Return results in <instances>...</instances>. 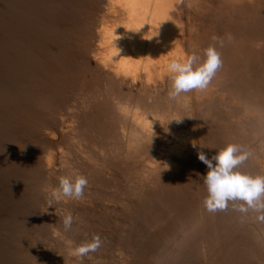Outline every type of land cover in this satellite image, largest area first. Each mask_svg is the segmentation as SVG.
<instances>
[{"label": "bare ground", "instance_id": "bare-ground-1", "mask_svg": "<svg viewBox=\"0 0 264 264\" xmlns=\"http://www.w3.org/2000/svg\"><path fill=\"white\" fill-rule=\"evenodd\" d=\"M85 1L92 2L100 16L90 25L89 34L80 32L88 17L84 11H91ZM96 2L100 4L98 0H0V56L27 37L36 40L30 56L19 57L18 63L10 61L7 66L15 71L9 75L14 82L21 77L16 75V67L27 66L26 74L30 76L22 83V87L24 83L28 86L24 90L31 96L29 105L22 109L28 116L20 121L37 128L39 115L34 106L48 104L56 111L55 99L60 98L70 106L72 116L69 128H60L63 136H72L66 151H62L71 161L61 159V167L68 170L75 159L85 155L89 147L91 150L90 145L95 143L86 142L82 148L80 142L100 130L108 141L90 151L86 165L89 161L117 159L123 164V175L136 172L143 184L149 182L147 200L153 205L152 211L145 227L124 231L111 247L110 254L116 253L118 261L139 264L143 254L155 259V264H264V223L256 219V213L245 216L233 211L231 205L226 211L207 212L203 206L207 196L203 176L208 168L198 159L200 152L210 159L229 141L238 140L253 153L240 171L264 176V0H113L114 13L110 17L100 13L101 6ZM72 11L77 16L71 17ZM213 36L223 40V47L213 41ZM213 44L222 54L223 67L209 86L170 99L169 62H182L193 53L202 57L203 50ZM60 49L65 51L56 54L54 50ZM70 57H75L72 62ZM2 60L0 57V63ZM47 61L49 66L42 77L40 66L44 68ZM59 66L67 79L57 72ZM4 73L0 65V78ZM11 79L2 83L0 101L17 100L16 91L9 90ZM36 79L41 80L38 87ZM33 86L37 91L32 97ZM57 86L60 92L54 97L42 93ZM72 88L76 89L74 93ZM30 107L34 110L29 111ZM11 144L13 151L16 145ZM22 147L5 159L9 172L4 179L24 193L28 208H23L24 215L16 211V217L27 221L28 215L48 212L43 206L51 197V183H56L50 169L56 158L48 151L50 155L41 151L46 156L37 158L26 154ZM75 165L72 171L78 169ZM91 172L98 181L101 179L100 168L93 166ZM39 219L33 217L38 224ZM26 230L27 234L19 235L22 231L15 229L10 242L2 241L9 250L0 256L2 264H33L44 258L38 246L47 230L40 229L37 234ZM136 232L137 238L133 236ZM141 238L143 241L138 242ZM159 240L164 242L161 247L156 245ZM78 245L76 241L71 248Z\"/></svg>", "mask_w": 264, "mask_h": 264}, {"label": "rangeland", "instance_id": "rangeland-1", "mask_svg": "<svg viewBox=\"0 0 264 264\" xmlns=\"http://www.w3.org/2000/svg\"><path fill=\"white\" fill-rule=\"evenodd\" d=\"M75 1L76 0H72V2H75ZM85 2H87V1H85ZM98 2H100V4L96 2V5L99 4L101 6V10L100 9L99 10H100V13L101 12H102V14L104 13L103 16L110 17V14L114 13V5L112 4L113 0H100V1L98 0ZM91 3L92 2H90V1H88L86 3V6L88 7V9L91 8V11L88 10V13H87V10L84 11L85 15L88 14V17H86L87 22L85 23V25L82 28L83 31H80L83 34L84 33L89 34L90 25L92 24L93 21L95 22L96 19L98 17H100V16L96 15L97 11L93 10L95 8H94V5H92ZM103 7L104 8L106 7V8L104 9ZM93 11H94V13H93ZM72 12H74V11H72ZM72 12L70 13L71 17H72V14H73V16H77L76 12H74V13H72ZM89 12H90V14H89ZM1 18L2 17H0V19ZM75 34L79 35V31H76ZM91 38H95V37H91ZM1 40H2V36H0V41ZM32 42L33 43L36 42L35 38L34 37H32V38L27 37V38L23 39V41L14 50H8V52H5L4 57L2 55L0 56L4 59V60H2L0 65H2L3 71L7 73V74L4 73V77L0 78V84H1L0 88L2 86V83H4L5 81H7V83H8V81L11 79V76H9V75H11L12 73L13 74L15 73V71L12 72V70L7 68V66L9 67L11 65V63H13V62L18 63L19 59H21L22 57L30 56L31 54H29V53H30V49H31L32 44H33ZM74 47H76V45H74ZM17 49H19L20 52H19V50L16 51ZM54 51L56 52V54L57 53L62 54V51H65V50H61L60 52L58 50H54ZM0 53H2V52H0ZM19 53H20V55H19ZM64 54H65V52H64ZM76 54H78V53H74L73 55H76ZM44 55H45V53H44ZM19 57H21V58H19ZM74 58L75 57H70L69 61L72 62L74 60ZM10 61H11V63H9ZM64 63H65V61H64ZM46 65L49 66L48 61H47V64H45L44 68L40 66V68L43 72L42 77L46 75V69H47ZM26 69H27V66H25V67L22 66L21 68L16 67V75L21 76V77H18L15 82L11 79L13 86H10L12 89H9V90L16 91V98L19 101H17L15 98H8L7 100L0 101V115H3V116H0V129H1L0 130V157H2V158H0V166H1L0 167V179L3 177L0 180V183H1V185H0V189H1L0 190V204H1L0 205V207H1V210H0V213H1L0 214V219H1L0 220V229L1 228L4 229V230H0V234H1L0 236H3L4 238L6 237L5 239L0 237V241H1L0 243H2V244H0V248H1L0 249V256L2 255L3 252L4 253L9 252V250H7L8 246L3 247L4 244L2 241L10 242L11 236L13 235L12 231L14 232L15 229L20 230V232L22 231L21 234L19 233V235L27 234L26 229H28L31 232L34 231L36 234L39 232L40 229H41L40 232L43 229L44 230L46 229L47 232L42 233V236H41L42 241H41L40 245L38 246V248H40V250L43 252V254H45V256H44V258H38V260H35V262L33 264H80V261L76 257H74L73 255H71L70 249L73 245L76 244V241L79 242L80 244L82 242L90 241V238H92L93 235H99L100 237H102L101 238L102 242H103L102 246L98 249L97 252L92 253L88 257H86L83 260V264H124L125 262L122 263V260H120V259H119L120 261L117 260V254L116 253L110 254V249L112 246H115L117 239L119 237H121L122 234H124V231L129 230V229L136 227V226H138L140 230H141V226L145 227V225H146L145 219L148 218V214L151 213V211H152L151 208L153 206V205H151V201L147 200V197H148L147 195H149L147 193L148 187H149V182L143 184V182H142L143 178H141V176H140L141 174H139L140 177H137L136 172L131 173V174L129 173L128 175H123V173H122V171H124L123 170V164L121 163L120 160L118 161L117 159L116 160H114V159H109V160L101 159L98 161H89V164L86 165V160L87 159L90 160L88 155H90L92 151L98 150V147L101 146L103 141H108V136H106V134H104L102 132L99 133L100 130L93 133L90 136H86V138L82 139V140H84V142H80V145L82 148H84V146L87 145L86 142L91 141L92 144L93 143H95V144L90 145L92 151L89 149L90 147L87 146V147H89L88 152L85 153V155L79 154L80 155L79 160L75 159L74 163H76L78 165V169L76 171H72V168L76 167V165L74 166V163H72L70 165V167H68V170L61 167L59 164L61 161H63L61 159L65 158L64 160L71 161L70 160L71 157L69 155L65 156V154L62 153V151H66V149L69 145V142H67V140L71 139L72 136L67 134V136L65 137V136H63L62 132L60 131V128H62V129L69 128L70 121H72L71 120L72 116H70V112L68 111L70 106L67 103H64L60 98L55 99L56 107L54 109H56V111L52 110L48 106V104L46 105V104H39L38 103L37 105L34 106L35 110L38 111L37 112L39 115L38 121H39V123H41V124H39L37 122L38 131H37L36 127L22 123L20 121V119L26 118L28 116V112L22 111V109H24V107H27L29 105L28 99L31 97L29 95V93H27L25 91L28 86L25 87V83H24L23 87H22V83L25 81V79L30 77V76H27L28 74H26L27 73ZM59 69H60V66L57 69V72L59 73V75L65 76L64 79H67L66 73L59 72ZM5 77L7 78V80ZM46 78H48V76ZM36 81H38V79H36ZM39 81H41V80H39ZM39 81L37 82V87H38ZM15 84H17V85H15ZM8 87H9V85H8ZM33 87H34V89L33 88L32 89L34 91L31 93L32 97L35 94V91H37V88H35V86H33ZM75 91H76L75 88L71 89V92L74 93ZM58 92H60L59 86H57V88H55L53 90H50V92L42 91V93H44V95L46 97L48 94L50 95V96L48 95V97H52V96L54 97L55 93H58ZM22 100L24 102H22ZM2 104H4V105H2ZM33 110L34 109L32 107H30L29 111H33ZM50 110H51V112H50ZM21 111H22V113H21ZM53 111L55 113H52ZM14 112H16L15 114H17V115H15ZM11 114H13V115H11ZM54 116H55V118H53ZM7 122H9V124L3 125L4 123H7ZM44 122H45V124H44ZM8 125H9V127H8ZM53 126H55L57 128H55ZM41 128H42V130H41ZM55 129H56V131H55ZM32 132L34 133V135ZM17 136H18V138H17ZM31 136H32V139L30 138ZM49 137H50V139H49ZM87 138H89V141L87 140ZM38 139H39V141H38ZM92 139H95V140H92ZM12 142H13V144H11ZM30 142H31V144H30ZM50 143L52 146H50ZM229 143L239 144L238 140H234V141L231 140V141H229ZM9 144H11L12 146H14V144L16 145V147L12 148L13 151L10 150L11 146H9ZM34 145H36V146H34ZM7 146H9V147H7ZM18 146H21V147L23 146L22 148H24V146H25L24 150L27 152L26 154H28V155L31 154L33 156H36L37 158H40L42 156L45 157L46 155H50L49 154L50 152L53 153L56 160L52 164H50V169H51L52 176L54 177L57 184L59 182V179L63 176H68V177H73V178L76 175L85 176L88 179V186L85 189L84 197L80 200H73V199L61 197L60 201H62V204H59L58 201H53L54 205L52 207H48L47 202L45 203V206L40 204L44 208L46 207L48 209V212L45 214L46 216L41 214V211H39V213L36 214V216L35 215H28L29 219L27 218V221H26V219H24L25 221L22 219L19 220L16 217V213L19 212V214L24 215L23 208H28L27 199H25L26 197L24 198V196H23L24 193L22 192V190H20V192H17V189L14 187V185L8 183L7 179H4L5 177L7 178L5 173L9 172V170H7V168L5 167L8 164L5 161V159L7 160V156L10 158V154H14V152L17 151ZM3 147H4V149H3ZM6 147H7V151L9 148L10 152L6 151ZM48 147H50V148H48ZM30 148H32V149H30ZM41 148H42V150H41ZM47 148H48V150H46ZM49 149H51L52 151ZM14 150H16V151H14ZM36 151H37V153H36ZM41 151L45 152L46 155H45V153H42ZM259 152H261V150H259ZM5 154H6V156H5ZM255 156H257V155H254V157ZM28 159L30 160L32 158H28ZM44 160H45V158H44ZM250 160H251V158H249V160H247V161H250ZM247 161L245 163H247ZM82 162H84V163H82ZM92 165L97 167V168H100L102 170V172H101L102 177L99 181L97 180L96 175H93L91 172V170L93 171ZM86 166L89 168H85ZM116 166H117V168H116ZM2 169H3V171H2ZM126 173H128V172H126ZM56 183L55 182H53V184L51 183L52 186L49 188L50 194L55 188L58 187V185ZM118 183H120V184H118ZM1 191L4 193L3 196H2L3 193ZM12 191H13V193H12ZM12 194H13V196H12ZM14 197H17V198L14 199ZM9 199H12V200H9ZM21 199H22V201H21ZM50 199H51V197H50ZM1 201L3 204L1 203ZM8 202L10 205L8 204ZM143 202H144V204H143ZM145 202H148V203H145ZM71 203H74V204L71 205ZM40 205L36 206V208H37V210L35 211L36 213H37L38 207ZM14 206H15V208H14ZM132 206H133V208H132ZM34 210L35 209H33L32 211H34ZM12 211L14 214L12 213ZM10 213H12V214H10ZM68 213H71L73 215L74 221H73V226L71 228L72 231L68 230V232H67L64 230V227L62 224V219ZM40 214H41V218L39 216ZM33 217H35L36 220H38L40 218L39 220H41V223L38 224L37 222H34ZM46 218H48V219H46ZM3 219H5V220H3ZM1 221H5V225H4V222H1ZM12 221H14V222H12ZM121 223H122V225H121ZM2 225L5 227L3 228ZM127 226H128V228H127ZM11 228H13L12 231H11ZM116 229H118V230H116ZM48 231H50V232H48ZM77 231L81 232L82 234L79 232H78L79 233L78 234ZM144 231H145V229H144ZM2 232H5V233H2ZM2 234H4V235H2ZM5 234H6V236H5ZM49 234H51V235H49ZM138 235H139V233L136 232L133 236H135L137 238ZM7 236H9V237H7ZM58 237H61V238H58ZM127 238H130V237H127ZM18 239H20V237ZM55 239H57L58 241ZM142 239L143 238H141V240L137 239V241L138 242L143 241ZM158 242L159 243H157L156 245H159L160 247L164 243L162 240H159ZM148 245H150V244L148 243ZM4 248H6V249H4ZM13 248H18V245H15V246L13 245ZM151 252H152V254L154 253L153 250H151ZM151 252H150V254H151ZM100 256H101V258H100ZM144 256L145 255H143V254L140 255L139 260L141 262H139V264H155L154 263L155 259L152 261V260H150L151 259L150 256L149 257H146V256L144 257ZM112 257H114V261H113ZM0 264H2V263L0 262ZM4 264H7V262H5Z\"/></svg>", "mask_w": 264, "mask_h": 264}, {"label": "clouds", "instance_id": "clouds-1", "mask_svg": "<svg viewBox=\"0 0 264 264\" xmlns=\"http://www.w3.org/2000/svg\"><path fill=\"white\" fill-rule=\"evenodd\" d=\"M212 39L223 47V40L219 37L213 36ZM231 39L232 37L229 36V40ZM222 67V54L215 44L204 49L202 57L193 53L182 62L170 61L168 64V71L171 74L169 98L176 99L182 93L193 90H205ZM180 121L181 119L177 122ZM252 155L250 150L235 143L227 144L210 159L203 152L198 154V159L208 168L206 175L203 176V183L207 189L203 206L207 212L226 211L231 205L233 211L245 216L249 212L256 213V219L264 223V176H253L240 171L241 166ZM87 186L88 179L83 175H76L74 178L61 177L58 187L50 194L48 207H52L53 201H59L61 197L73 200L82 199ZM73 221L71 213L63 217L62 224L65 231L71 230ZM102 243L99 235H93L90 241L71 248L70 253L80 261V264H83V260L97 252Z\"/></svg>", "mask_w": 264, "mask_h": 264}]
</instances>
